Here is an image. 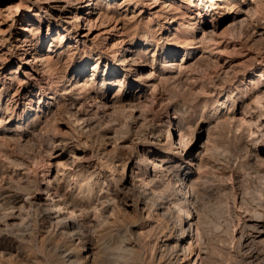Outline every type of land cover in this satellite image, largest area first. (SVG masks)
<instances>
[{
    "label": "rangeland",
    "instance_id": "1",
    "mask_svg": "<svg viewBox=\"0 0 264 264\" xmlns=\"http://www.w3.org/2000/svg\"><path fill=\"white\" fill-rule=\"evenodd\" d=\"M194 1L0 0V264H264V0Z\"/></svg>",
    "mask_w": 264,
    "mask_h": 264
},
{
    "label": "bare ground",
    "instance_id": "2",
    "mask_svg": "<svg viewBox=\"0 0 264 264\" xmlns=\"http://www.w3.org/2000/svg\"><path fill=\"white\" fill-rule=\"evenodd\" d=\"M155 2H157L158 0H154ZM192 1H194V0H192ZM214 2L215 1H227L228 2V0H213ZM195 2V1H194ZM94 4V3H93ZM216 4L217 3H215V5L214 6H212V8L213 7H215L216 6ZM197 5H199L200 6V8H199V10H197V17H195L191 22H190V25H188V27H187V29H189V31H187L185 34H183L182 36H179L178 38L179 39H182V41L183 42H186V41H190V40H192L193 39V34H192V31H193V29H194V26H195V24L197 23V20L198 19H201L202 20V18L204 17V10L205 11H207V10H209L210 9V7L211 6H208L207 5V2L205 1V0H198V2H197ZM212 11V10H211ZM81 18H82V16H77V22L78 23H80V21H81ZM183 18V17H182ZM176 30H178V29H176ZM49 31H50V27H49ZM60 36H61V40L64 38V36H63V33H61L60 34ZM48 50L47 51H53V41L52 40H50L49 41V43H48ZM118 52V51H117ZM37 59L36 60H40V59H42L41 57H36ZM50 60V59H49ZM51 61V60H50ZM50 61H48L49 63H50ZM53 62V61H52ZM170 65V64H169ZM86 66V63H83L82 61L81 62H79V67L81 68L80 70H79V73H81L83 70H84V67ZM106 70H105V74L107 75V74H109L110 73V68H111V64H106ZM95 74V73H94ZM93 74V75H94ZM264 75V74H263ZM263 75H261V76H263ZM89 79H94V78H89ZM108 83V81L107 80H105V81H103V85L105 86L106 84ZM252 83H254V82H252ZM83 85V84H82ZM149 161V160H148ZM161 167V163H156L155 164V168H154V170H155V172L157 173V172H159V168ZM156 175V174H155ZM158 179V178H157ZM143 182L144 181H146V178H142L141 179ZM154 181H156V182H154ZM160 181V180H159ZM148 183H152V185H156L157 184V180H148ZM179 205V204H178ZM179 209H180V212L181 211H184V212H186L187 214H190V211L188 210V209H183V208H181L180 206H179ZM182 215L180 214V218L182 219V217H181ZM182 231L183 232H185L186 230H185V228H182ZM261 233V232H260ZM120 249V252L124 249V247H122L121 246V248H119ZM106 250V249H105ZM108 250V249H107ZM196 249H194V247L192 246V244H189V245H185V246H183V253H181L180 255H182L183 256V258L181 257V258H179L178 259V263H182V262H184V261H191L190 259H191V257L193 256V255H196V251H195ZM129 251H130V249H129ZM245 252H247V251H245ZM253 252V251H252ZM119 254V253H118ZM243 254V256L245 255V253H242ZM250 254H251V252H250ZM248 255V254H246V256H247V258H249V257H252V255ZM200 254L198 253V258H199V261L201 260V257L199 256ZM119 259V258H118ZM77 261V263L78 264H85V262H84V259L82 258V257H77V258H74V255H72V254H67L66 255V257H65V263L66 264H72L74 261ZM121 261V260H120ZM198 264H202V262H198Z\"/></svg>",
    "mask_w": 264,
    "mask_h": 264
}]
</instances>
